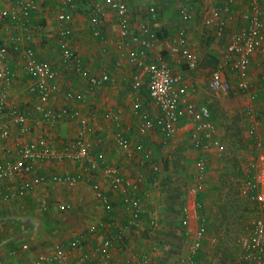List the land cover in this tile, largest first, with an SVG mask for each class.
Wrapping results in <instances>:
<instances>
[{"label":"crops","instance_id":"1","mask_svg":"<svg viewBox=\"0 0 264 264\" xmlns=\"http://www.w3.org/2000/svg\"><path fill=\"white\" fill-rule=\"evenodd\" d=\"M16 2L0 0V8H15ZM63 2L39 0L27 29L10 19L0 20V41L7 49L5 62L15 74L14 80L3 87L6 106L26 117L23 123H18L4 116L8 132L3 136L0 131V162L21 159L22 147L40 138L53 150H60L71 140L82 137L90 143L89 155L61 159L38 156L33 162V175L46 180L24 195L0 199V221L28 223V230L23 229L0 244V264H54L38 259L53 255L57 246L71 240L83 241V248L67 250L66 259L58 264H125L127 260L131 264H177L188 253L191 243L182 222L185 205L191 208L197 199L204 213L202 191L197 194L190 191L203 151L193 148L188 131L168 136L160 130L157 121L162 112L149 94L147 75L140 87H133L131 81L142 64L167 63L184 78L188 86L186 100L209 111L220 101L221 110L235 114L232 120L237 121L238 128L248 127L245 134L249 131L251 138L247 147L254 150L255 138L264 140V118L246 111L260 110L264 104L261 88L264 48L253 53L248 69L247 79L255 96L235 89L220 96L209 87L212 73L221 66L231 34L247 28L251 5L248 0L228 5L223 0H194L198 9L186 3L191 6V18L184 21L177 0H124L129 25L127 35H123L111 0H76V13L69 24L70 46L90 75L109 76L107 81L94 86L74 63L62 56L57 15ZM260 8L264 21V0H260ZM215 11L221 12L217 18L213 17ZM95 13L100 21L98 34L92 22ZM195 17H200L211 36L199 42L208 50L199 64L196 61L192 67L186 58L172 51V45L178 31L184 29L187 46L196 56L189 28ZM27 48L34 50L37 60L51 64L56 71L54 84L58 90L45 102L47 107L63 112V117L55 122L44 119L39 110L41 100L32 88L34 81L25 66ZM226 76L235 82L233 73L228 71ZM73 113L77 116L72 117ZM82 119L86 120V129ZM148 119L154 121V127L143 130ZM253 126L255 134L251 133ZM218 133L208 152L203 189L209 185L215 169L221 167L217 164L225 155L224 149L218 148L221 145ZM119 136L127 139V146L119 144ZM101 161L116 168L124 181L112 183L102 165L90 168L91 162ZM64 174L79 176V180L60 183L52 179ZM33 175L0 179V196L15 191L21 180ZM134 186L142 213L131 223L132 208L127 199L135 196L130 192ZM62 205L70 207L62 209ZM250 206L252 222L253 203ZM117 233L122 235L120 241L104 251L102 243ZM202 247L193 257V264L199 263Z\"/></svg>","mask_w":264,"mask_h":264},{"label":"built area","instance_id":"2","mask_svg":"<svg viewBox=\"0 0 264 264\" xmlns=\"http://www.w3.org/2000/svg\"><path fill=\"white\" fill-rule=\"evenodd\" d=\"M38 1L17 0L15 8H0V20L7 18L17 23L23 29L30 28V15ZM223 1L228 5L234 3L236 0ZM248 1L251 5L248 26L245 30L231 34L230 42L227 45L221 66L212 73L210 79V89L220 96L228 95L233 89L238 92L251 93L252 97L255 96L247 79V75L253 53L257 49L264 48V34L262 32L264 29V21L262 19L260 0ZM75 2L76 0H64L63 6L57 15L62 56L65 60L74 63L79 73L83 77H88L92 85H101L109 79V76L107 74H103L100 77L90 75L87 70L82 68L78 55L70 46L69 37L71 28L69 24L76 13ZM177 2L182 20L188 21L191 18L189 6L185 0H177ZM111 6L118 14L122 34L127 35L129 19L126 3L124 0H111ZM154 10L155 8L151 9L152 13H154ZM220 14L221 12L215 11L213 17L217 18ZM92 22L95 26V33L98 34L100 32V28L98 27L100 22L98 13H95L92 17ZM174 41L172 51L181 54L186 58L190 66L194 67L197 57L187 46L184 29L178 31ZM3 43L0 41V131L3 136H6L8 123L4 120L5 115L11 117V119L18 123H23L26 117L16 109H7L6 106V93L3 87L5 84L14 80L15 74L5 62L7 49ZM24 59L26 69L34 81L32 88L38 93L41 100L39 110L43 118L52 122L59 120L63 117V112L49 108L45 104L52 92L58 90V87L54 84L56 77L55 69L51 64L37 60L32 48H27L24 51ZM228 71L233 73L235 78L234 83L226 76V72ZM146 75L148 77L149 94L153 101L160 106L162 112L161 117L157 121L160 130L168 136L178 134L180 131H188L192 139L193 148L203 151V155L197 163L195 184L190 190L197 194L202 191L205 184V174L209 163L208 152L212 148L213 140L216 136V129L213 125L211 112L205 106H199L194 102L186 100L188 86L184 78L178 72L173 71L167 63L160 61L157 63L142 64L140 72L135 74L131 81L133 87H140L144 83L143 78ZM261 88L264 92V73L262 75ZM67 95L69 96V94ZM246 112L254 117L261 116L264 118V104L260 110L249 108ZM71 116H77V113H73ZM181 120H183L182 123ZM81 123L84 129H86V120L82 119ZM152 127H154V121L148 119L144 122L142 129L148 130ZM255 131L256 126H253L251 133L255 134ZM117 140L122 146L128 145L127 139L122 136H119ZM218 148L219 150H223L224 146L219 145ZM89 149L90 143L82 137L71 140L60 150H53L48 146L44 138H40L37 142L22 147L21 159L0 162V179L33 175L35 170L33 162L38 156H55L59 159L67 156L86 157L89 155ZM90 164L91 169H97L99 165H102L112 183L119 184L124 181L119 171L112 166L106 165L105 162H91ZM52 179L60 183H75L79 180V176H65V174L54 175ZM45 180V177L38 175H33L32 178L25 177L21 180L15 191L5 193L0 196V199L7 200L17 195H24L35 184ZM136 188L137 186H134L132 189L130 188V192L135 196L127 199L132 208L131 223H135L142 213V206L136 193ZM240 193L250 203H253L254 217L252 222H250L251 225L248 232L240 234L236 239L237 246L241 249L238 264H264V140L262 139L255 138L254 140V150L244 171ZM67 207L69 208L70 206H61L62 209ZM182 222L186 235L191 238V243L188 253L181 256L177 264H193V257L201 249L207 232L205 218L202 212V203L199 200L195 199L193 207L191 208L185 205ZM121 237V233H117L108 240H105L102 243L104 251L113 248L120 241ZM83 246V241L71 240L66 244L63 243L57 246L53 255L41 256L38 260L41 259L58 264V262L66 259L67 250L83 248ZM23 247H26V245ZM30 264H38V262H31ZM125 264L131 263L127 260Z\"/></svg>","mask_w":264,"mask_h":264},{"label":"rangeland","instance_id":"3","mask_svg":"<svg viewBox=\"0 0 264 264\" xmlns=\"http://www.w3.org/2000/svg\"><path fill=\"white\" fill-rule=\"evenodd\" d=\"M186 1L198 9L194 0ZM189 28L192 32L191 40L195 41L197 48L195 52L198 65L208 50L207 46L204 47L199 42L210 37L211 32L200 22V17L191 19ZM213 106L215 108L210 110L212 117H215L212 118L213 125L216 131L220 130L216 133L224 146L225 155L222 162L217 164L221 167L215 169L209 185L201 192L207 233L198 264H238L241 249L237 246L236 239L240 234L248 232L252 217V210L249 209L251 203L240 193L241 180L253 151L247 147V140L251 135L249 131L248 135L245 134L248 127L238 128L237 121L232 120L235 114L221 110L220 101ZM184 250L181 249V253Z\"/></svg>","mask_w":264,"mask_h":264},{"label":"trees","instance_id":"4","mask_svg":"<svg viewBox=\"0 0 264 264\" xmlns=\"http://www.w3.org/2000/svg\"><path fill=\"white\" fill-rule=\"evenodd\" d=\"M237 92V91H236ZM243 93V91H240ZM210 112V111H209ZM212 118V113H211ZM28 223L19 220H1L0 221V244L19 235L23 229L28 230Z\"/></svg>","mask_w":264,"mask_h":264}]
</instances>
